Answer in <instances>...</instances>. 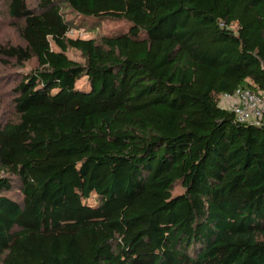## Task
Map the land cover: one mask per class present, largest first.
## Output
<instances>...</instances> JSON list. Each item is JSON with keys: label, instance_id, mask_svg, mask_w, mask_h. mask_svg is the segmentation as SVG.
Returning a JSON list of instances; mask_svg holds the SVG:
<instances>
[{"label": "trees", "instance_id": "obj_1", "mask_svg": "<svg viewBox=\"0 0 264 264\" xmlns=\"http://www.w3.org/2000/svg\"><path fill=\"white\" fill-rule=\"evenodd\" d=\"M7 8L0 55L37 67L0 122V264H264V115L219 105L264 98V0ZM66 10L128 29L71 38Z\"/></svg>", "mask_w": 264, "mask_h": 264}, {"label": "rangeland", "instance_id": "obj_2", "mask_svg": "<svg viewBox=\"0 0 264 264\" xmlns=\"http://www.w3.org/2000/svg\"><path fill=\"white\" fill-rule=\"evenodd\" d=\"M9 0H0V48L13 45L23 46V40L19 34L16 20L10 17L7 8ZM40 0H27L30 7H34ZM67 18L73 21V28L68 33L71 38L100 39L104 35L113 34L119 30H127L128 23L124 21L106 20L95 22L91 19L81 18L79 15L66 10ZM68 56L78 62H83L81 52L72 48L67 51ZM37 67L35 59L19 64L14 59H9L0 55V122L11 118L13 113L14 99L16 97L15 88L23 77L33 68ZM83 86L86 84L85 78L78 82ZM182 189L177 187L175 193H180ZM15 199L20 198L19 189L15 186L11 193Z\"/></svg>", "mask_w": 264, "mask_h": 264}, {"label": "built area", "instance_id": "obj_3", "mask_svg": "<svg viewBox=\"0 0 264 264\" xmlns=\"http://www.w3.org/2000/svg\"><path fill=\"white\" fill-rule=\"evenodd\" d=\"M219 105L234 112L239 122L261 125L264 115V98L246 89L223 94Z\"/></svg>", "mask_w": 264, "mask_h": 264}]
</instances>
